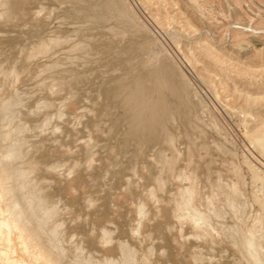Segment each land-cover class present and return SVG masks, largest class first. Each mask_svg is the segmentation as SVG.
I'll return each instance as SVG.
<instances>
[{"label":"rangeland","instance_id":"1","mask_svg":"<svg viewBox=\"0 0 264 264\" xmlns=\"http://www.w3.org/2000/svg\"><path fill=\"white\" fill-rule=\"evenodd\" d=\"M263 195L264 0H0V264H254Z\"/></svg>","mask_w":264,"mask_h":264},{"label":"bare ground","instance_id":"2","mask_svg":"<svg viewBox=\"0 0 264 264\" xmlns=\"http://www.w3.org/2000/svg\"><path fill=\"white\" fill-rule=\"evenodd\" d=\"M141 90V89H140ZM143 93V92H142ZM138 94V93H137ZM141 94V93H140ZM141 97V96H140ZM155 102V101H154ZM160 103V102H159ZM153 105H155V104H153ZM160 106V105H159ZM162 106V105H161ZM153 109V108H152ZM154 109H156V108H154ZM153 109V110H154ZM163 109V108H162ZM159 110V109H158ZM157 110V111H158ZM161 112V111H160ZM154 113H156V112H154ZM163 113V112H162ZM156 115H157V113H156ZM155 115V116H156ZM158 117V116H157ZM167 117V116H166ZM150 119V118H149ZM152 119H153V117H152ZM151 119V120H152ZM158 119V118H157ZM154 122V121H153ZM151 123V122H150ZM155 123V122H154ZM144 124V123H143ZM147 124V123H146ZM148 124H149V121H148ZM139 125V124H138ZM144 126V125H143ZM149 127V126H148ZM153 128V127H152ZM154 131V130H153ZM152 131V132H153ZM16 145V144H15ZM23 146V145H22ZM16 153V152H15ZM13 154V153H12ZM11 155V154H10ZM14 155V154H13ZM22 174H23V172H22ZM22 176V175H21ZM19 177H20V174H19ZM18 178V177H17ZM16 180V179H15ZM25 181V180H24ZM18 182V181H17ZM24 183V182H23ZM20 184V183H19ZM28 184V183H27ZM20 187H21V189H23L24 188V185L23 184H20L19 185ZM19 188V187H18ZM26 190V189H25ZM24 191V190H23ZM23 191H22V193H23ZM263 193V192H262ZM25 194V193H24ZM263 197H264V195H263ZM36 198H35V196H27L26 198H24V202H26L27 204H28V206H27V204H26V207H28V208H25V209H29V210H27V211H33V213L35 212V211H37V209L39 210V211H41L42 212V217L43 218H41V219H43L42 221L43 222H45L46 221V219L50 216L49 215V211L50 210H47L46 208H44L43 206H41V204L38 202V201H34ZM210 199H209V197L207 198V202L209 201ZM183 201V200H182ZM34 202V204H32ZM205 203V202H204ZM186 204V203H185ZM186 207H187V205H186ZM214 207V206H213ZM190 208V207H189ZM211 208V207H210ZM210 208H209V210H210ZM215 208V207H214ZM213 208V209H214ZM30 211V212H31ZM211 211H212V209H211ZM216 211V210H215ZM19 212V211H18ZM192 212V211H191ZM190 212V213H191ZM194 212V211H193ZM213 212V211H212ZM217 212V211H216ZM241 212H242V210H241ZM36 213V212H35ZM196 213V212H195ZM194 213V214H195ZM244 214V213H243ZM30 215H31V213H30ZM213 215V214H212ZM217 215V214H216ZM246 215V214H245ZM190 217H191V214L189 215ZM240 216V215H239ZM40 217V216H39ZM209 217V216H208ZM207 217V218H208ZM242 218H243V216H241ZM192 218V217H191ZM216 218V217H215ZM190 219V218H189ZM202 219H206V217H204V218H197L196 220H194V226H198V224H199V221H201ZM245 220V219H244ZM243 220V221H244ZM203 221V220H202ZM205 221V220H204ZM203 221V222H204ZM43 222H41V224L43 223ZM192 223H193V221H192ZM202 223V222H201ZM217 223V222H216ZM244 224V223H243ZM43 225H45L44 223H43ZM199 226H200V224H199ZM54 228V227H53ZM42 229V228H41ZM50 231H52V230H50ZM261 232V231H260ZM259 233H258V231L256 230H250L249 231V235L243 240V242L241 243L242 245V249L245 251V252H247V254L249 255V259H250V261L251 262H253L254 264H264V245L262 244V242H260V235H258ZM247 235V234H246ZM263 238V237H262ZM70 239V238H69ZM235 239V238H234ZM60 240V239H59ZM262 240V239H261ZM56 241V240H55ZM263 241V240H262ZM58 243H60V242H56V244L54 245V246H58ZM123 244H121V246H122ZM58 248V247H57ZM124 249V248H123ZM63 253V250H61V251H59L58 252V257H60V255H63L62 254ZM126 255V254H125ZM108 258V257H107ZM195 258V257H194ZM247 258V259H248ZM106 261V260H105ZM110 261V260H109ZM248 261V260H247ZM126 262V261H125ZM248 263H249V261H248ZM78 264H83V263H78ZM108 264H114V262L113 261H110V262H108ZM126 264V263H125ZM132 264V263H131ZM249 264H251V263H249Z\"/></svg>","mask_w":264,"mask_h":264}]
</instances>
